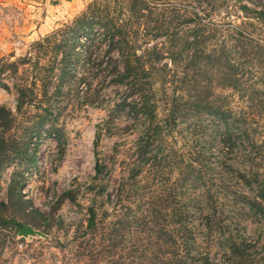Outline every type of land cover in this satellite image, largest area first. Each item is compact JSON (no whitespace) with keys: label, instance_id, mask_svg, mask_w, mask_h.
I'll use <instances>...</instances> for the list:
<instances>
[{"label":"rangeland","instance_id":"rangeland-1","mask_svg":"<svg viewBox=\"0 0 264 264\" xmlns=\"http://www.w3.org/2000/svg\"><path fill=\"white\" fill-rule=\"evenodd\" d=\"M93 1L69 0L28 17L25 26L21 9L0 4V70L4 59L19 62L16 74L0 71V105L14 113L10 132L20 145V152H11L0 167V203L6 204L0 205V214L48 236L19 238L9 228L3 230L0 264H112V260L165 264L173 252L185 264H264V213L256 214L246 204L245 198L254 191L239 175L257 170L264 177V110L249 102L254 90L264 98L263 74L241 64L243 75L237 86L218 77L219 101L230 109L231 118L241 117L250 128L249 137L237 139L232 147L223 141L224 126L217 117L189 109L177 125L171 123L172 96L179 92L173 94L169 77L167 90L153 98L154 120L164 127L158 159L137 169L135 179L129 178L147 120L129 106L137 95L114 80L115 66L121 65L119 47L110 48L109 41L97 34V25L92 30L96 39L89 41L84 35L79 41L70 39L74 20ZM99 2L115 21L128 19V0ZM146 2L152 14L140 28V41L156 26H170L173 8H196L195 0ZM214 2V22H247L249 30L264 32L256 18L264 11V0ZM240 4L248 6L247 14ZM70 44L80 51L78 57H68ZM86 52L91 53L89 63ZM64 63L71 73L59 78ZM15 80L32 89L33 102L20 109ZM254 145L263 146L255 150ZM96 160L101 164L98 179ZM185 177L191 182L182 183ZM14 180L26 201L24 209L9 197ZM89 209L97 224L87 244L93 250L96 241L107 245L100 261L80 244L86 240ZM118 220L124 230H118L117 245L110 246L109 233ZM182 225L189 231L184 232Z\"/></svg>","mask_w":264,"mask_h":264},{"label":"trees","instance_id":"trees-1","mask_svg":"<svg viewBox=\"0 0 264 264\" xmlns=\"http://www.w3.org/2000/svg\"><path fill=\"white\" fill-rule=\"evenodd\" d=\"M99 1L94 0L74 20V26L70 27V39L79 41L81 40L79 35H84L85 39L89 41L96 39L97 36L92 30L94 25H97L99 27L97 34L102 39L109 41L110 48L119 47L121 65L120 68L117 64L115 66L117 72L114 80L124 84L125 87L137 95L135 100L129 102V106L147 120L145 130L138 140L135 151L136 157L133 159L129 178L135 179L137 169L142 168L146 163L154 164L153 161L158 159V143L162 139L161 133L164 127L154 120L156 104L153 98L160 91L164 93L167 90L166 83L169 77L170 82L174 83L171 89L173 94L176 91L179 92L178 95L172 96L173 99L168 114L174 126L177 125L176 120L178 118L184 117L189 109H192L199 113L217 117L223 122L225 136L222 139L229 147L234 146L237 139L244 136L249 137L250 128L246 122H243L241 117L231 118L230 109L224 107V104L219 101L220 98L215 90L217 85L220 84L218 82L219 75L228 86H237L240 83V77L243 75L241 64H250L258 68L260 73L263 74L260 79H263L264 83L263 31L255 33L253 30H249L247 26L251 23L247 22L239 24H232V22H226V24L225 22L216 23L212 20L215 10L214 0H195V9L177 11L173 8V13L168 16L171 25L166 28H161V25L156 26L149 37L141 38L140 41L139 37L142 33L140 28L144 29L142 25H147L146 23H148L152 14V7L147 4L146 0H128L130 15L128 19L120 22L115 21L114 17L101 9ZM223 1L226 2V0ZM239 7L245 10V14H247L246 12L249 10L247 5L240 4ZM226 12L228 14L229 11ZM159 15L160 13L157 14V16ZM256 18L264 26V11L257 12ZM146 35L143 34L142 36L145 37ZM160 37H163V39L158 42L157 40ZM152 41L155 42L151 43ZM70 46L71 52H67L68 57H78L80 51L74 50L72 44ZM86 53L87 63H89L91 53ZM63 55L65 56L64 53ZM161 60L166 61L161 66H156L155 63H160ZM2 63L4 66L0 70L1 72L8 70L10 73L16 74L19 67L18 61L4 59ZM168 63H170L169 66ZM68 65V63H64V66L60 68L59 78L66 77L71 73V69L67 68ZM44 79L45 81H51L45 77ZM157 81L160 84L158 88H155L154 84ZM31 84H34V82ZM28 86L29 83L25 81L18 83L15 80L13 82L17 94V109H20L23 104L33 102L32 89H28ZM249 97L250 105L258 107V109L256 108L258 111L264 110V98H262L259 91H252ZM14 120V113L9 108L0 105V167L8 159L11 152H20L19 142L12 137L10 132ZM262 146L254 145V148L258 150ZM94 170V178L98 179L101 173V164L97 160L94 164ZM239 175L243 183L250 186L254 191L252 196L245 198L246 204L254 213L263 214L264 177L257 170L249 176L246 173ZM186 176H188V173H186ZM190 179V177H185L182 183H185V181L191 182ZM18 183V180L13 181L8 194L9 197H15V203L19 205L20 209L21 206L24 209L23 205L26 201L22 198ZM64 195H67V193ZM0 205L6 207L4 203H0ZM88 212L86 240L80 242L84 249H88L90 246L87 243L91 236H94L92 233H94L97 224L95 212L92 209H89ZM119 220L112 224L109 233L110 246L117 245L118 230H124L123 223L119 224ZM24 225L13 216L8 217L0 214V236L3 234L2 231L7 228L12 231V235L16 236L18 230ZM180 228L184 229V232L189 231L184 225ZM95 243L96 249L93 246L94 250L89 247L87 251H89L90 257L95 256L96 260L100 261L103 250H105V247L107 248V245L101 240ZM153 258H155V255H153ZM185 263H187L186 260L178 257L174 252L171 253V256L165 258V264ZM112 264H116L115 261L112 260Z\"/></svg>","mask_w":264,"mask_h":264},{"label":"crops","instance_id":"crops-1","mask_svg":"<svg viewBox=\"0 0 264 264\" xmlns=\"http://www.w3.org/2000/svg\"><path fill=\"white\" fill-rule=\"evenodd\" d=\"M65 2H69V0H0V4L3 6H16L19 9H21V12L19 14L23 17H26L24 20V23H22V26L26 25V22L28 20V17H38L39 14H41L44 10H48L49 12L54 9V7H58L61 4H65ZM49 16H53V13L46 16V20H44L39 27V30L43 29L45 24L48 22L47 19H50ZM55 17H58L56 15ZM32 21L31 23H33ZM34 33H36L34 31Z\"/></svg>","mask_w":264,"mask_h":264},{"label":"water","instance_id":"water-1","mask_svg":"<svg viewBox=\"0 0 264 264\" xmlns=\"http://www.w3.org/2000/svg\"><path fill=\"white\" fill-rule=\"evenodd\" d=\"M17 236L20 238H27L29 236L32 237H43V238H47L48 236L43 233L42 231L34 228L32 225L30 224H26L24 225L21 229L18 230L17 232Z\"/></svg>","mask_w":264,"mask_h":264}]
</instances>
